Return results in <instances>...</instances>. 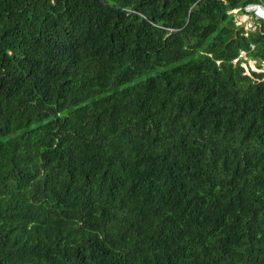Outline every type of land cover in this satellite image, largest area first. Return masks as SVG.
<instances>
[{
    "label": "trees",
    "instance_id": "16d2710c",
    "mask_svg": "<svg viewBox=\"0 0 264 264\" xmlns=\"http://www.w3.org/2000/svg\"><path fill=\"white\" fill-rule=\"evenodd\" d=\"M263 4L0 0V264H264Z\"/></svg>",
    "mask_w": 264,
    "mask_h": 264
},
{
    "label": "rangeland",
    "instance_id": "374dc122",
    "mask_svg": "<svg viewBox=\"0 0 264 264\" xmlns=\"http://www.w3.org/2000/svg\"><path fill=\"white\" fill-rule=\"evenodd\" d=\"M263 5H260V6H263ZM260 6L257 10H254L255 14L252 12L254 7H248L246 9V12L248 13V15L240 14L238 10L231 11L230 13L234 14V21L236 25H242L245 32L252 31L254 30V27L258 21V18H259L258 16H260V13L263 12L261 11ZM244 55L245 54L242 52L239 56L241 59L245 60L243 63H241V67L243 68V74L249 75L250 71L255 72V73H258V72L264 73V64H260L259 69H256L255 63L253 61L245 59Z\"/></svg>",
    "mask_w": 264,
    "mask_h": 264
},
{
    "label": "clouds",
    "instance_id": "9594fccd",
    "mask_svg": "<svg viewBox=\"0 0 264 264\" xmlns=\"http://www.w3.org/2000/svg\"><path fill=\"white\" fill-rule=\"evenodd\" d=\"M255 6H258L259 7L260 5H255ZM255 6H250V7H255ZM260 7H262V6H260ZM254 10H255V8L252 10V12L255 14V11ZM258 17H259L258 19H261L262 20V26L264 27V18H263L264 17V11L261 12L260 13V16H258Z\"/></svg>",
    "mask_w": 264,
    "mask_h": 264
},
{
    "label": "built area",
    "instance_id": "2783aa9c",
    "mask_svg": "<svg viewBox=\"0 0 264 264\" xmlns=\"http://www.w3.org/2000/svg\"><path fill=\"white\" fill-rule=\"evenodd\" d=\"M254 8H255V10H257L259 7L255 6ZM260 9H261V11H264V6L260 7Z\"/></svg>",
    "mask_w": 264,
    "mask_h": 264
}]
</instances>
